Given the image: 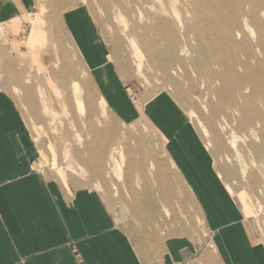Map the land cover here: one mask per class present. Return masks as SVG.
I'll use <instances>...</instances> for the list:
<instances>
[{
    "label": "rangeland",
    "instance_id": "374dc122",
    "mask_svg": "<svg viewBox=\"0 0 264 264\" xmlns=\"http://www.w3.org/2000/svg\"><path fill=\"white\" fill-rule=\"evenodd\" d=\"M20 1L0 0V101L32 169L199 257L212 200L264 257V0Z\"/></svg>",
    "mask_w": 264,
    "mask_h": 264
},
{
    "label": "crops",
    "instance_id": "0c3cea01",
    "mask_svg": "<svg viewBox=\"0 0 264 264\" xmlns=\"http://www.w3.org/2000/svg\"><path fill=\"white\" fill-rule=\"evenodd\" d=\"M14 1L22 10V2ZM32 165L25 131L0 101V264H78L72 247L84 264H264L227 206L217 209L210 200L213 244L205 256H198L188 236L135 244L115 225L98 193L84 188L68 193Z\"/></svg>",
    "mask_w": 264,
    "mask_h": 264
},
{
    "label": "bare ground",
    "instance_id": "6f19581e",
    "mask_svg": "<svg viewBox=\"0 0 264 264\" xmlns=\"http://www.w3.org/2000/svg\"><path fill=\"white\" fill-rule=\"evenodd\" d=\"M73 87H74V90H75L76 85H74ZM71 89H72V88H71ZM74 93H75V91H74ZM98 101H99V104H100V105H103V102H102L101 99H99ZM75 105L77 106L78 110H80L81 107H82L81 101H79L78 99H76V101H75Z\"/></svg>",
    "mask_w": 264,
    "mask_h": 264
},
{
    "label": "built area",
    "instance_id": "2783aa9c",
    "mask_svg": "<svg viewBox=\"0 0 264 264\" xmlns=\"http://www.w3.org/2000/svg\"><path fill=\"white\" fill-rule=\"evenodd\" d=\"M72 253L75 256V258L77 259L79 264H84L83 261L80 259L79 255L76 253L75 249H72Z\"/></svg>",
    "mask_w": 264,
    "mask_h": 264
}]
</instances>
